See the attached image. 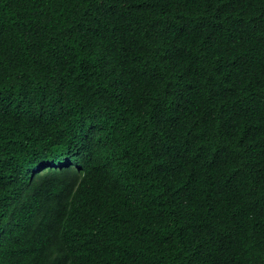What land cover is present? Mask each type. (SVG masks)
Returning <instances> with one entry per match:
<instances>
[{
	"label": "trees",
	"instance_id": "obj_1",
	"mask_svg": "<svg viewBox=\"0 0 264 264\" xmlns=\"http://www.w3.org/2000/svg\"><path fill=\"white\" fill-rule=\"evenodd\" d=\"M0 264H264V0H0Z\"/></svg>",
	"mask_w": 264,
	"mask_h": 264
}]
</instances>
